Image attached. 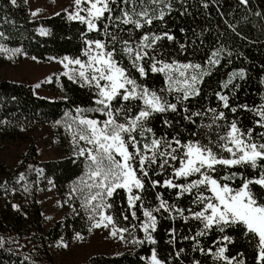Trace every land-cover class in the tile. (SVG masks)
Here are the masks:
<instances>
[{"label": "trees", "instance_id": "16d2710c", "mask_svg": "<svg viewBox=\"0 0 264 264\" xmlns=\"http://www.w3.org/2000/svg\"><path fill=\"white\" fill-rule=\"evenodd\" d=\"M120 7L126 6L121 4ZM149 8L150 15L158 16L163 11V19H155L150 26L145 25L144 28L131 32L124 31L119 36L124 39L131 36L133 41H139L145 33L167 32L174 40L165 38L157 43V58L166 62L200 64L209 74L203 76L196 85L199 95L182 100L177 112L153 114L146 122V127L152 131L145 133V138L149 142L152 138L171 140L178 137L183 142L200 139L202 143H207V136L215 138L216 131L215 126L212 132L202 127L211 123L213 114L207 111L209 108L224 112L226 120L217 121L218 124L227 125L235 120L242 130L253 128L254 135L264 131L255 127L257 117L251 111L264 104V0H248L247 6L240 4L239 0H165V3L150 5ZM113 15H120L118 8ZM99 27L102 28L103 24ZM121 27L132 28L131 25ZM85 39L105 37L102 31L88 32L86 25L70 20L62 10L34 19L27 11L25 0H16L15 5L11 0H0V47L11 52L18 49L15 52L18 57L32 58L39 62L64 57L86 59L82 55ZM181 45L185 47L182 49ZM115 47L119 50L122 45L116 43ZM213 52L218 53L216 59L219 63L209 66L207 61ZM120 56L138 83L165 96L170 103H177L175 97L178 94L166 91L163 74L149 70L146 77H140L122 52ZM240 71L244 72L243 79L237 75L225 88L224 84L229 77ZM53 84L60 96L49 99L35 96L28 84L0 79V140H17L25 146L13 166L7 168L0 164V264H55L49 245L58 238L69 241L77 235L85 236L92 223L89 220L90 213L81 206L82 197L73 194L78 180L85 173L84 158L72 155L42 161L37 157V145L33 136L28 133L35 127L50 125L65 115L77 117V109L96 107V97L93 89L74 83L63 75H59ZM161 89L165 91L161 92ZM217 92L228 96L229 108L223 107L217 98ZM132 103L142 106L140 101ZM184 108L189 112L185 113ZM232 108H236V112H232ZM136 111L138 108H133V112ZM194 112L205 115L193 117L195 123L184 119L185 115ZM84 115L103 119L95 112H85ZM166 120L170 124H166ZM193 132L197 135L193 136ZM138 139L144 143V138L138 135ZM152 167L156 172L160 171L155 165ZM227 171L229 170L220 169L218 174L223 175ZM231 171L241 172L249 177L255 174L253 169L244 167ZM150 175L152 179L161 182L167 178L151 171ZM45 180L52 182L68 204L67 213L46 228L38 200L41 184ZM229 183L238 187L240 179ZM252 188L258 201L264 203V189L258 185H253ZM158 193L180 208L193 207L192 198L188 194L177 199L175 190L162 187L154 189L150 182L146 183L145 190L140 193L145 207L158 205ZM70 196L72 199H69ZM110 202L113 207L108 211L115 217L117 226L129 228L131 235L125 233L128 237L143 240L144 233L138 227L139 221L133 220L130 213L125 211L126 193L118 190ZM122 213L129 215V220H124ZM137 214L141 220L144 219L142 211ZM154 214L157 216L156 230L152 232L155 243L133 245L117 254H93L80 264H149L147 258L153 252L162 264H224L198 248L194 250L195 242L191 238L185 239L194 236L202 228L199 221H185L178 215L173 218L163 212ZM134 225L137 226L135 230ZM224 234L232 238V243L227 245L226 256H237L243 258L245 264H256V245L243 235L241 226L228 228L225 233L213 229L207 235L197 238L199 248L205 249V252L208 249L215 252L218 247L223 246L217 241Z\"/></svg>", "mask_w": 264, "mask_h": 264}, {"label": "snow or ice", "instance_id": "6c2138e0", "mask_svg": "<svg viewBox=\"0 0 264 264\" xmlns=\"http://www.w3.org/2000/svg\"><path fill=\"white\" fill-rule=\"evenodd\" d=\"M11 2L16 4V0ZM161 3H165V0H74L75 11L69 14V19L86 25L88 32L102 31L105 39L84 40L82 55L86 59L64 57V67L68 69L72 66V74L65 75L74 83L93 89L96 97V107L77 109V117L68 125L75 154L83 157L86 165L84 176L77 182L73 194L82 197L81 206L90 213V232L99 228L109 229L111 237H119L121 240L126 239L125 233L131 235L129 228L117 226L115 217L108 211L113 207L110 201L114 194L123 190L127 195L125 211L130 213L133 220L139 221L138 227L144 233L143 240L133 237L130 243H155L152 232L156 230L157 216L154 213L163 212L173 218L178 215L185 221H199L202 228L194 236L185 239L191 238L195 242L194 250L198 248L224 264H245L243 258L225 255L227 245L232 243L230 236H221L217 243L223 246L215 252L211 249L205 252V249L199 248L197 238L207 235L213 229L225 233L228 228L241 226L243 235L256 245V264H264V203L258 201L252 188L258 185L264 189V131L254 135L253 128L242 130L235 120L227 125L218 124L217 121L226 120L224 112L209 108L207 111L213 114L211 123L202 127L212 132L215 126L216 131L215 138L207 136V143H202L200 139L183 142L178 137L171 140L152 138L149 142L145 138L144 134L152 131L146 127L149 118L155 113L177 112L182 100L199 95L196 85L203 76L209 74L200 64L158 59L155 55L157 43L165 38L174 40L167 32L145 33L139 41H133L131 36L127 39L119 36L124 31L131 32L145 25L150 26L155 19L162 20L165 15L163 11L158 16L150 15L149 8L150 5L159 6ZM239 3L247 6L248 0H239ZM121 4L126 7H120ZM117 8L120 15H113ZM101 23L102 28L99 27ZM121 25H131L132 28L125 29ZM116 43L122 45L121 49L115 47ZM184 47L181 45L182 49ZM8 51L0 47V52ZM18 51L15 50L12 55ZM121 52L140 77H146L149 70L163 74L166 91L178 94L175 97L177 103H170L165 96L138 83L124 65ZM217 55V52L212 53L207 61L209 66L219 63ZM237 75L243 79L244 72L233 73L224 87L227 88ZM164 91L161 89V92ZM216 95L224 108L230 107L227 95L219 92ZM134 101H140L142 106L133 104ZM133 108H138V111L133 112ZM231 111L236 112V108ZM251 111L257 117L255 127L264 129V104ZM85 112L99 113L103 119L89 118L84 115ZM184 112L188 113L189 110L184 108ZM203 115L205 113L194 112L185 115L184 119L195 123L193 117ZM165 123L170 124V121L166 120ZM138 135L144 138V143H141ZM192 135L196 136L197 133L193 132ZM153 165L160 171L156 172ZM237 167L251 168L255 174L249 177L231 171ZM220 169L229 171L219 175ZM150 171L167 178L162 182L154 180ZM237 178L240 179L239 186H231L229 182H235ZM147 182L154 189L162 187L175 190L177 199L188 194L192 198L193 207L180 208L163 199L159 193L156 196L158 205L145 207L140 193L145 190ZM138 211H142L143 220L138 216ZM122 215L124 220H129V215ZM136 227L134 225L133 230ZM76 238L82 239L79 235ZM150 264H162L155 252L150 258Z\"/></svg>", "mask_w": 264, "mask_h": 264}, {"label": "rangeland", "instance_id": "374dc122", "mask_svg": "<svg viewBox=\"0 0 264 264\" xmlns=\"http://www.w3.org/2000/svg\"><path fill=\"white\" fill-rule=\"evenodd\" d=\"M25 3L28 13L34 19L52 15L61 10L69 16L75 11L74 0H25ZM12 53L13 51L0 52V79L28 84L32 87L33 94L41 98L52 99L60 96L59 90L54 87L53 83L59 75L68 78L65 73L72 74L70 72L72 66L68 69L64 67L66 63L64 58L39 62L32 58L18 57ZM9 56H11L10 59ZM39 83H41L40 86H38ZM75 118V115H65L50 125L35 127L28 133L33 136L37 145V157L40 160H57L76 155L72 135L68 130V125H71ZM24 147V144L17 140H0V164L2 163L7 168L13 166ZM38 200L45 228L60 220L68 211L67 201L62 194L56 191L50 180H45L41 184ZM81 237L82 239L75 237L69 241L58 238L49 245V251L55 264H80L90 255L117 254L134 245L130 243L131 237L125 235V240L119 237L113 238L109 234V229L105 228L93 229ZM151 256L152 254L147 258L149 264Z\"/></svg>", "mask_w": 264, "mask_h": 264}]
</instances>
